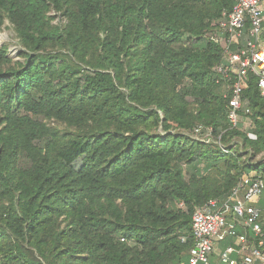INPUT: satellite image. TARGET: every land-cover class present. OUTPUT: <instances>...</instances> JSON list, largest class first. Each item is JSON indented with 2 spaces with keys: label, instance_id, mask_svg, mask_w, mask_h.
<instances>
[{
  "label": "trees",
  "instance_id": "16d2710c",
  "mask_svg": "<svg viewBox=\"0 0 264 264\" xmlns=\"http://www.w3.org/2000/svg\"><path fill=\"white\" fill-rule=\"evenodd\" d=\"M234 5L0 0L23 49L0 48V264L188 262L196 208L264 172L255 78L244 131L214 76L210 36ZM198 124L224 148L190 138Z\"/></svg>",
  "mask_w": 264,
  "mask_h": 264
},
{
  "label": "built area",
  "instance_id": "2783aa9c",
  "mask_svg": "<svg viewBox=\"0 0 264 264\" xmlns=\"http://www.w3.org/2000/svg\"><path fill=\"white\" fill-rule=\"evenodd\" d=\"M214 26L211 40L223 51V60L214 69V76L218 84L228 89L225 98L230 104L231 125L238 127L242 123L243 130L248 131L252 121L243 96L250 76L264 96V0H235L233 10L224 13ZM187 135L224 148L221 137L203 124L196 125ZM249 138L257 139L252 133ZM263 200L264 172L257 171L243 177L227 197L196 208L192 216L194 246L185 264H214L212 257L218 249L220 264H264V207L260 205ZM249 231L258 242L249 241Z\"/></svg>",
  "mask_w": 264,
  "mask_h": 264
},
{
  "label": "rangeland",
  "instance_id": "374dc122",
  "mask_svg": "<svg viewBox=\"0 0 264 264\" xmlns=\"http://www.w3.org/2000/svg\"><path fill=\"white\" fill-rule=\"evenodd\" d=\"M58 23H59L58 20L54 22V24H58ZM5 47L9 51V55H8L9 58H11L14 63L22 61V58H20V54L23 52L22 46L20 45L19 39L17 38L13 27L10 25L8 21L5 23L3 27L0 28V48H5ZM51 126L56 127L61 131L65 130V127L59 124L51 123ZM241 143L242 141L239 139L235 141V144L239 146L238 148L243 147ZM257 161L263 162L264 157H259ZM199 169L201 170V172H205V165L199 166ZM185 172L188 178V167H185ZM179 207L184 208L182 205H179ZM219 253L220 250L218 249L212 257V261L215 262V264H220L218 257Z\"/></svg>",
  "mask_w": 264,
  "mask_h": 264
},
{
  "label": "crops",
  "instance_id": "0c3cea01",
  "mask_svg": "<svg viewBox=\"0 0 264 264\" xmlns=\"http://www.w3.org/2000/svg\"><path fill=\"white\" fill-rule=\"evenodd\" d=\"M222 247H224V246H222ZM214 264H215V262H213Z\"/></svg>",
  "mask_w": 264,
  "mask_h": 264
}]
</instances>
